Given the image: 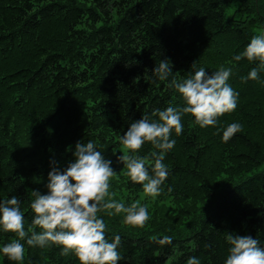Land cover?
<instances>
[{
    "label": "trees",
    "instance_id": "1",
    "mask_svg": "<svg viewBox=\"0 0 264 264\" xmlns=\"http://www.w3.org/2000/svg\"><path fill=\"white\" fill-rule=\"evenodd\" d=\"M232 3L238 16L227 15ZM256 27L264 32V0H0V201L19 198L27 230L31 192L47 193L51 162L65 169L76 143L92 141L112 161L113 198L149 210L143 228L125 225L123 214H100L109 242L121 238L119 264H186L190 257L225 264L228 233L264 247V71L242 83L257 64L232 59ZM165 58L178 82L201 67L209 74L231 67L238 101L216 126L201 128L182 115L183 132H173L165 153L168 177L152 198L117 157L131 122L183 106L168 86L172 75L161 81L151 72ZM234 122L243 130L225 143L223 130ZM153 151L145 142L135 154ZM164 236L172 242L161 246ZM12 239L0 230V247ZM22 243V264H79L60 247ZM0 264L13 262L0 253Z\"/></svg>",
    "mask_w": 264,
    "mask_h": 264
},
{
    "label": "clouds",
    "instance_id": "2",
    "mask_svg": "<svg viewBox=\"0 0 264 264\" xmlns=\"http://www.w3.org/2000/svg\"><path fill=\"white\" fill-rule=\"evenodd\" d=\"M232 59H246L257 64L247 76L240 78L242 83L259 80V73L264 71V32L253 35L244 50ZM192 67H195L194 63ZM151 72L161 81L172 75L168 86L180 94L183 106L155 109L150 115H142L139 120L131 122L120 137L124 154L117 159L126 169L130 181L142 185L146 197L155 198L160 195L161 185L169 174L164 159L165 153L175 145V140L170 137L173 132L176 135L183 132L182 115H191L201 128L216 126L219 117L235 111L238 93L228 83L232 68L223 65L211 74L201 67L179 82L167 58L160 60ZM242 130L239 123L228 124L223 130V142H228ZM145 142L159 151L145 157L136 155ZM73 157L74 160L63 170L55 161L51 162L53 166L48 173L46 194L37 190L31 192L33 219L27 230L19 198L14 195L0 201V230L16 237L0 247V253L13 264H22L25 259L26 249L22 241L29 247H60L61 255L72 254L79 264H119L122 259L118 251L121 238L117 235L109 242L106 237L108 226L100 214L109 217L123 214L125 225L140 228L150 220L147 205L133 202L126 206L113 198L110 187L116 172L111 166L112 161L105 159L92 141L77 142ZM226 241L230 247L225 264H264V247L258 240L228 233ZM171 242V236L157 241L161 246ZM186 264H200V261L190 257Z\"/></svg>",
    "mask_w": 264,
    "mask_h": 264
},
{
    "label": "rangeland",
    "instance_id": "3",
    "mask_svg": "<svg viewBox=\"0 0 264 264\" xmlns=\"http://www.w3.org/2000/svg\"><path fill=\"white\" fill-rule=\"evenodd\" d=\"M239 14L240 13H239V11H236V8H235V5L234 4L228 7V9H227V15L228 16H231V15L238 16ZM254 31H255V34H259V33L262 32L261 28L259 29V27L254 28Z\"/></svg>",
    "mask_w": 264,
    "mask_h": 264
}]
</instances>
